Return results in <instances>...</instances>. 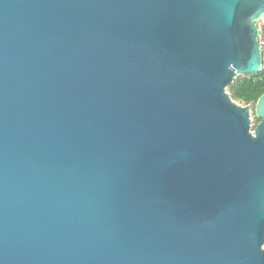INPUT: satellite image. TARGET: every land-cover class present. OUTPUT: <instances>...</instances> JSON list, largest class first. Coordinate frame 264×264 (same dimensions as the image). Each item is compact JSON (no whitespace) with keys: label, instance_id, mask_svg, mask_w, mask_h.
Returning <instances> with one entry per match:
<instances>
[{"label":"water","instance_id":"1","mask_svg":"<svg viewBox=\"0 0 264 264\" xmlns=\"http://www.w3.org/2000/svg\"><path fill=\"white\" fill-rule=\"evenodd\" d=\"M258 20L0 0V264H264V92L227 91L264 66Z\"/></svg>","mask_w":264,"mask_h":264},{"label":"trees","instance_id":"2","mask_svg":"<svg viewBox=\"0 0 264 264\" xmlns=\"http://www.w3.org/2000/svg\"><path fill=\"white\" fill-rule=\"evenodd\" d=\"M227 91L233 100L243 105L249 104L253 109L256 100L264 92V66L257 73L238 75ZM258 120L255 117V123Z\"/></svg>","mask_w":264,"mask_h":264},{"label":"rangeland","instance_id":"3","mask_svg":"<svg viewBox=\"0 0 264 264\" xmlns=\"http://www.w3.org/2000/svg\"><path fill=\"white\" fill-rule=\"evenodd\" d=\"M256 24H257V26L259 28V31H260V28L264 27V22L262 20L256 21ZM260 35H261V37L264 38V33H261V31H260ZM250 118H251V130H252V129H254V126L256 125V123H255V115H254L253 112L250 113ZM263 247H264V245H263Z\"/></svg>","mask_w":264,"mask_h":264},{"label":"built area","instance_id":"4","mask_svg":"<svg viewBox=\"0 0 264 264\" xmlns=\"http://www.w3.org/2000/svg\"><path fill=\"white\" fill-rule=\"evenodd\" d=\"M258 44L261 50L262 55L264 56V38L261 37V35L259 34L258 36Z\"/></svg>","mask_w":264,"mask_h":264}]
</instances>
